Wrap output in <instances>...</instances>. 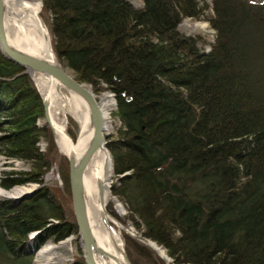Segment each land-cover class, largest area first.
Here are the masks:
<instances>
[{"label": "trees", "instance_id": "obj_1", "mask_svg": "<svg viewBox=\"0 0 264 264\" xmlns=\"http://www.w3.org/2000/svg\"><path fill=\"white\" fill-rule=\"evenodd\" d=\"M41 2L57 60L95 94H114L121 126L106 142L110 190L139 237L122 233L130 262L264 264V0H211L209 51L178 31L201 13L197 0ZM42 99L0 52V152L29 166L0 186L39 184L19 200L0 198V257L11 264H34L30 243L78 234L67 156L39 122ZM67 131L77 138L71 118ZM55 163L63 188L45 179Z\"/></svg>", "mask_w": 264, "mask_h": 264}, {"label": "bare ground", "instance_id": "obj_2", "mask_svg": "<svg viewBox=\"0 0 264 264\" xmlns=\"http://www.w3.org/2000/svg\"><path fill=\"white\" fill-rule=\"evenodd\" d=\"M4 5L5 29L11 45L33 56L55 62L57 58L52 50L46 21L44 22L41 16L40 0H4ZM188 25L190 30H207L205 22H190ZM31 76L40 94L45 98L48 120L60 152L76 162L79 161L92 135L86 103L50 75L32 72ZM99 103L105 115H108L114 103L112 95L104 93ZM61 112L69 113L77 121L79 130L76 139L68 133L65 121H61ZM106 148L102 147L94 151L83 170L82 183L87 216L97 246L106 252L95 254L97 264H126L123 239L119 229L116 228V225H119L118 219L106 209L108 201L111 200L110 186L113 175L111 155ZM26 168L28 167L24 166L23 170ZM26 192L25 189H16L11 196L12 194L21 196ZM5 194L0 188V195ZM151 245L159 254H164L158 245L154 243ZM56 247L57 245L48 244L39 251L44 263L49 264L52 251Z\"/></svg>", "mask_w": 264, "mask_h": 264}, {"label": "water", "instance_id": "obj_3", "mask_svg": "<svg viewBox=\"0 0 264 264\" xmlns=\"http://www.w3.org/2000/svg\"><path fill=\"white\" fill-rule=\"evenodd\" d=\"M42 2L40 0V7ZM5 5L4 0H0V52L9 61L25 69L26 73L30 75L32 72H39L46 75H50L56 78L65 88L69 89L81 97L87 105L88 119L92 127V135L90 137L88 146L83 156L79 161H75L71 157H67L68 160V181L72 199L73 213L77 226V232L79 235L81 248L85 264H97L95 260V254L106 253L103 249L97 246L87 216L86 201L83 190L82 174L84 167L94 151L99 148H106V142L109 137V133L105 130V112L101 108L99 100L93 92L91 86L85 82L79 81L74 75L73 71L69 69L64 63H60L57 59L54 61L47 60L43 57L33 56L24 51H21L8 41L5 22ZM114 97V94H113ZM44 108V121L50 125L48 115L46 111V103L43 100ZM51 126V125H50ZM107 149V148H106ZM109 151V150H108ZM34 190L23 194L20 197L13 198V200H19L22 197L29 196ZM135 237L139 238L135 235ZM152 241H147L146 244L151 250L158 253L154 247H152ZM160 247V246H158ZM161 248V247H160ZM162 249V248H161ZM163 250V249H162ZM164 251V250H163ZM124 258L126 264H132L127 256L124 248ZM159 254V253H158ZM165 261L169 258L164 253L159 254Z\"/></svg>", "mask_w": 264, "mask_h": 264}, {"label": "rangeland", "instance_id": "obj_4", "mask_svg": "<svg viewBox=\"0 0 264 264\" xmlns=\"http://www.w3.org/2000/svg\"><path fill=\"white\" fill-rule=\"evenodd\" d=\"M128 2L134 8H141L142 7V0H128ZM197 2H198L199 7L201 8V13L195 17H183L181 19L179 25H178V31L182 35L199 38V41L197 43L198 47H200L204 51H209L210 45L213 43L214 38H215V31L211 27V25L208 21V19L213 15L212 7H211V0H197ZM42 19L45 20L44 17H42ZM190 22L191 23L192 22H194V23L205 22V24L207 25V30L206 31L190 30L189 29L190 27L188 25ZM45 24H46V22H45ZM32 79H33V77H32ZM34 82H35V80H34ZM35 84H36V82H35ZM104 93H110L113 97V93L110 92L109 90L99 92L98 94H95V95H96L97 99L100 100L101 96ZM41 96L43 97V99H42V101H43L45 98L42 94H41ZM113 101H114V103H113V106L110 107L109 114L105 115V130L107 133H109V137L116 135L119 127L121 126V121L117 117L113 116V112L116 108V101H115L114 97H113ZM68 118H71L74 121V125L76 126V133L78 135L79 125H78L77 121L67 112L66 113L65 112L60 113V119H61V121H65L66 128L68 127ZM43 121H44V116L40 119L39 122L43 123ZM49 127H51V126L49 125ZM50 129L52 131L53 138H54V132L52 130V127ZM109 137H108V139H109ZM56 145H57V143H56ZM39 146H40V149H44L43 141H39ZM57 147H58V145H57ZM58 151L60 152L59 147H58ZM16 159L17 158H15V157H8V156L5 157V155L0 152V181H1V177H3L6 173H9L11 171L18 172V171H16V169L17 168L20 169V167H22V166H20V164L23 165V167L24 166L28 167L26 169H29V166L27 163H24L22 161L20 162V159H18V160H16ZM45 179L46 180L49 179V181H54L59 188H63V181H62L61 174L59 171V166L57 165V163H55L50 168V170L46 173ZM113 181H114V174L112 175L111 183ZM35 184L39 185L38 183L28 182V183L21 184V185L20 184L15 185V186L11 187L10 189H5V188L0 186V188L3 191H5V193H6L5 195H0V197L8 196L12 199L20 197V194H17V195L12 194V196H11V193H13V191L16 189H25V190H27L26 193H28L29 191H32L31 188H33V190H34L35 187H37V185H35ZM26 193H24V194H26ZM110 196H111V200L108 201V203H107L108 205H106V209L108 208L112 212V214L114 215L113 217L118 219L117 221L119 222V225H116V228L119 229L121 236H122L123 232L129 233L131 235H136L133 231V228L131 226H129L130 225L129 222H127L128 226L123 225L121 223V220L126 221V215H127V211L125 210L122 202L118 198H116L115 196H113V195H110ZM71 202H72V199H71ZM72 208H73V206H72ZM52 220H55V219H52ZM29 236L30 237H28V238H32V236H34V233L29 234ZM59 242L55 243L53 241L48 240V241L44 242L38 248H35L30 243L29 248L34 255L32 262L34 264H46L41 260L42 258H41V255L39 254V251L48 244L57 245L56 249L52 251L53 253L51 254L52 257L49 261V264H65V263L71 262L75 257H83V252H82L81 243H80V239H79L78 234L77 235L75 233L70 234L69 236L60 240ZM62 242H65V243L62 244ZM123 245H124V243H123ZM164 253H165V251H164ZM156 254L159 255L158 253H156ZM0 264H11V263L8 262L7 257H0Z\"/></svg>", "mask_w": 264, "mask_h": 264}, {"label": "built area", "instance_id": "obj_5", "mask_svg": "<svg viewBox=\"0 0 264 264\" xmlns=\"http://www.w3.org/2000/svg\"><path fill=\"white\" fill-rule=\"evenodd\" d=\"M5 157H6V156H5ZM16 160H18V159H16ZM21 161H22V160H20V162H21ZM22 162H23V161H22ZM23 164H24V163H23ZM20 166H22V167H20V169L17 168L16 171L23 170V165L20 164ZM35 185H37V184H35Z\"/></svg>", "mask_w": 264, "mask_h": 264}]
</instances>
